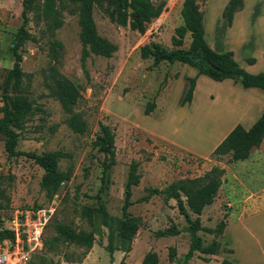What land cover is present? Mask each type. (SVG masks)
<instances>
[{
	"label": "rangeland",
	"instance_id": "rangeland-1",
	"mask_svg": "<svg viewBox=\"0 0 264 264\" xmlns=\"http://www.w3.org/2000/svg\"><path fill=\"white\" fill-rule=\"evenodd\" d=\"M22 1L0 0V99L6 73L14 62L12 37L23 22ZM155 1H164V10L147 24L144 33L112 23L95 6L94 20L98 33L114 42L118 49L111 57L91 54L84 64L86 72L81 62L82 45L77 16L67 9L61 10L63 24L55 30V38L62 43L59 68L81 87L82 95L76 109L84 114L88 124L83 134L75 133L68 127L59 102L48 95L43 83V74L49 62V36L43 32L45 21L37 16L41 12L43 0H35L34 7L26 12L25 27L30 37L18 51L22 56V70L31 74L30 79L25 81L29 87L27 96L34 106H40V110L35 111L20 130L16 149L37 153L60 150L65 156L59 159L58 165L63 170H69L70 176L49 199L40 187L43 169L25 155L8 156L4 149V136L0 135V229L11 226L16 209L39 205L53 208L44 230L47 240L55 236L54 225L58 223L67 224L76 230H93L87 218L80 214L81 206H97L96 195L99 194L107 212L113 218L120 217L132 160L139 163L141 175L139 183L132 187L133 203L128 208L129 213L140 223L128 253L116 249L113 259H110L105 249L108 230L96 218L95 241L90 248L59 241L53 249L43 247L38 250L32 256V261H42L43 264H120L123 259L124 264H138L146 252L155 251L160 264H219L224 258L223 254L232 255L235 251V258L242 264H264V212L235 223L242 217L264 209V192L250 196L253 187L246 190L243 184L235 186L232 192L227 187L230 177L223 176L215 202L206 206L199 216L202 229L198 231L203 245L215 239L220 242L221 251L219 255L195 251L189 259L185 258V254L189 248L190 234L176 201L170 199L164 202L162 195L139 201L146 194V187L162 188L179 178L202 175L212 166L228 165L229 155L216 159L210 156L211 152L207 148L199 147L200 138L204 136L199 131L200 118L229 116L231 111L228 102L244 90L239 85L231 88V83L225 80L214 81L204 75L198 76L194 68L177 61H162L154 65L152 57H141L140 49L144 44L157 42L167 48L174 47L171 37L176 27L183 23V0ZM223 1L197 0L205 16L208 43L217 51L233 50L234 57L244 64L248 45H237L236 38L230 42L231 26L227 25L222 14L220 18L217 10ZM246 1V12L238 25L239 33L258 31L263 40L255 49H249V53L260 55L254 69L245 68L254 73L264 71L262 54L256 50L264 46V0ZM189 43L190 35L187 32L183 46L187 47ZM186 76L195 77L198 82L193 100L187 108L181 109L187 105H179L186 87ZM210 95H213V99ZM151 101L155 102V107L146 115L143 109ZM101 124L109 126L114 134L116 162L109 168L104 167L105 154L96 144ZM161 137L195 147L197 154ZM254 156L255 151L248 160L234 162L229 168L239 171L240 179H245L246 166L250 164L254 167L256 164L251 161ZM252 173L253 180L260 177L257 183L264 184V163ZM191 217L195 218L196 214L191 213ZM221 220L226 225L233 222L227 234L212 231ZM170 226L176 227L179 232L169 236L156 233ZM218 256H222V259ZM206 258L209 260L206 261Z\"/></svg>",
	"mask_w": 264,
	"mask_h": 264
},
{
	"label": "trees",
	"instance_id": "trees-1",
	"mask_svg": "<svg viewBox=\"0 0 264 264\" xmlns=\"http://www.w3.org/2000/svg\"><path fill=\"white\" fill-rule=\"evenodd\" d=\"M34 1H22L23 22L12 37L11 50L14 55V62L6 73L1 90L0 135L4 136V149L8 156L25 155L43 169L40 187L44 190L46 197L50 199L56 194L61 183L68 180L70 176L69 170H63L58 165L59 159L65 156V153L60 150L37 153L16 149L20 130L25 127V123L35 111L40 110V106H34L33 101L27 96L29 87L25 81L30 79L31 74L22 70V56L18 51L26 39L30 37L25 27L26 12L29 8L34 7ZM164 5V1L155 0H43L41 12L37 14L39 18L45 21L43 32L49 36L47 40L49 62L43 74V83L48 90V95L59 102L66 115L65 122L73 132L85 133L88 124L84 114L76 109L82 95L81 87L63 74L59 68L62 43L55 38V30L63 24L61 10L67 9L71 14L77 16L79 39L82 45L81 62L84 68L85 61L91 54L111 57L118 49L114 42L98 33L94 20L95 6H98L112 23L128 26L132 30L144 33L147 24L156 19L164 10ZM242 7L243 0H228L222 12V16L228 25H231L234 13ZM181 16L183 23L176 27L175 34L171 37L174 47L167 48L157 42L144 44L140 49L141 57H152L154 65H158L162 61L169 63L177 61L194 68L197 75H205L215 81L232 79L244 88L257 87L264 90V72L250 73L246 71L234 58L233 51H217L206 42L203 11L200 9L197 0H183ZM187 32L190 35V43L184 47L183 38ZM247 62L253 63L254 58H247ZM84 71L86 72L85 68ZM185 80L186 87L179 99L181 106L191 101L196 78L186 76ZM154 107V101L148 102L143 113L150 114ZM100 128L101 132L97 137L96 144H98V149L105 154L104 167L109 168L116 162L113 149L114 134L111 128L105 124H101ZM263 137L264 109L249 129H245L239 123L236 124L210 155L216 159L222 155H229V162L244 160L248 158L253 148L259 147ZM138 166L139 163L135 160L129 164L120 217L113 218L107 212L100 195L97 194V206L82 205L80 208V214L87 218L93 230H76L67 224H55V236L50 240L44 238L43 247L53 249L57 242L62 241L90 248L95 241V231L97 230L95 220L99 218L101 224L108 230V243L105 249L110 254V259H113L112 255L116 249L128 253L132 248V242L140 225L138 219L133 217L128 210L133 203L131 200L132 187L139 183L141 177ZM224 173V167L215 165L202 175L179 178L162 188L146 187V194L139 198V201H148L153 195H162L164 202H168L170 199L176 201L178 211L185 218L186 228L190 234V244L185 254L186 259L191 258L195 251L212 255L219 252L220 242L214 239L203 245L198 231L202 229L199 216L203 209L214 201L222 184ZM32 207L37 208L39 205ZM0 208H2L1 201ZM191 213L196 214V217L192 218ZM225 226L226 222L221 220L212 231L216 234H222ZM178 232L179 230L174 226L156 231L160 236L175 235ZM13 236V231L7 228L0 229V241ZM228 251L231 252L232 249H228ZM208 260L209 258H206V261ZM27 264H43V262L31 260ZM120 264H124L123 259ZM138 264H160V262L155 251H148ZM219 264L235 263L224 258Z\"/></svg>",
	"mask_w": 264,
	"mask_h": 264
},
{
	"label": "crops",
	"instance_id": "crops-1",
	"mask_svg": "<svg viewBox=\"0 0 264 264\" xmlns=\"http://www.w3.org/2000/svg\"><path fill=\"white\" fill-rule=\"evenodd\" d=\"M227 2H228V0H224L217 9L218 15L220 16V18H221V14H222L223 9H224L225 5L227 4ZM246 7H247V1L243 0V7L241 9L237 10L233 15L232 23L230 25L231 26L230 27L231 28L230 29V31H231L230 32V42H232L234 40V38H236L237 39L236 40L237 45L242 46V44L244 45V43L248 45V47L245 48L246 50H248V52H246L247 57L245 59L246 62H244V64H240V62L237 60V58H235V57L234 58L239 62V65L241 67L243 66L242 68H244V69L247 68L248 70H250V69H254L256 67L258 60H260V55L258 56L254 52L249 53V49H251V48L255 49L258 43L259 44L261 42L263 43V40H261L262 38L260 39V34L258 33V31L253 32V31L247 30V34H245V32L242 33V31L239 33V26L238 25H239L241 16L246 12L245 11ZM219 16H218V18H219ZM218 18H216V19L218 20ZM221 24L222 23L220 22V26H221ZM203 27H204V38H205L206 42L208 43L207 31H206L207 29L205 26L204 13H203ZM220 28H219V30H221ZM241 35H243V36H241ZM252 36H253V38H252ZM238 37H240V38H238ZM256 50L260 54H262L261 59L264 60V46L262 45L261 48H259V49L257 48ZM231 51H233V50H231ZM247 58H254V62L248 63ZM247 69H245V70L248 71ZM248 72H250V71H248ZM259 72H264V71H259ZM250 73H253V72H250ZM254 73H258V72H254ZM222 81H224V80H222ZM225 81H228L229 83H231L230 84L231 88H234L235 85L241 86L239 83H235L232 79H225ZM197 82H198V79L196 80V83H195V87L193 90L191 101L193 100L195 93H196ZM242 88L244 90L241 91V93L239 92V94L237 96H233V99L228 102L229 104H227L228 108L231 111V114L229 116L223 117V116L216 115L215 117L206 116V117L200 118L199 131H202L204 133V136H202L200 138L201 140H200V143L198 144L200 148L205 147L208 149L209 152H212L214 150V148L223 140V138L232 130V128L236 124L239 123L245 129H249L252 126V124L259 118V116L261 115V113L264 109V90L257 88V87H248V88L242 87ZM209 97H211L213 99V95H210ZM191 101L189 103H186L187 105H185V106L183 105L184 107H182L181 109L187 108L189 106V104L191 103ZM224 105H222L221 108H223ZM161 138L168 140L170 143L176 145L177 147L187 149L188 151H191L192 153L197 154L195 151L196 150L195 147H189L185 144L175 142L169 138H165V137H161ZM204 138H205L206 142H204ZM254 151L256 153V156H254V158H252L251 161H252V163H256V164L254 165V167H252V165H250V164H249V166H246L245 169H247V171L245 170V172L247 173V176L245 177V179L242 177V180H241L240 175H238L239 171H234L229 167L233 166L234 162L248 160L250 155L252 153H254ZM263 163H264V137H263L259 147L253 148L250 151L248 158H246L244 160H237V161H231V162L228 161V165H226V166L224 165L225 167L222 166L225 169V173L223 176L228 177V178L230 177L229 178L230 184L227 187L231 188L232 192H233V191H235V186H241V184H243L246 190H248V187L250 188V186L253 187L254 191L250 192V194H249L250 196H253V194H256V193H263L264 192V184L261 182L257 183V180L259 182L260 177H258L256 181L253 180L254 175L252 173L255 169L258 170L259 167L261 165H263ZM236 180H238V181H236ZM222 181H223V178H222ZM239 189H242V188H239ZM233 195H235V194L233 193ZM215 198L211 204H213L215 202ZM211 204H209V205H211ZM260 212H264V209L258 210L255 213H252L251 215H249L247 217H242L238 221H236L235 223H240V222H243L244 220H249L250 218L257 216ZM232 223L227 224L224 227L223 234H225V233L227 234V231L230 229V226L232 225ZM226 243H227V241H226ZM227 245H229L230 247L233 248V246L231 244H227ZM229 249H231V248H229ZM222 253L220 255H222ZM213 255H216V254H213ZM218 257L221 258L222 256H218ZM223 257L232 261L235 264H242L241 262H239L238 259L235 258V251H234V253H232V255L231 254L230 255L223 254Z\"/></svg>",
	"mask_w": 264,
	"mask_h": 264
},
{
	"label": "built area",
	"instance_id": "built-area-1",
	"mask_svg": "<svg viewBox=\"0 0 264 264\" xmlns=\"http://www.w3.org/2000/svg\"><path fill=\"white\" fill-rule=\"evenodd\" d=\"M53 214L51 207H27L14 211L11 226L12 238L0 241V264H27L43 248L44 230Z\"/></svg>",
	"mask_w": 264,
	"mask_h": 264
},
{
	"label": "water",
	"instance_id": "water-1",
	"mask_svg": "<svg viewBox=\"0 0 264 264\" xmlns=\"http://www.w3.org/2000/svg\"><path fill=\"white\" fill-rule=\"evenodd\" d=\"M129 10L131 11V8H129Z\"/></svg>",
	"mask_w": 264,
	"mask_h": 264
}]
</instances>
